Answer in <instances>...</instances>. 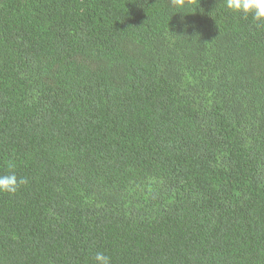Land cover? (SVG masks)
Instances as JSON below:
<instances>
[{
  "label": "trees",
  "instance_id": "16d2710c",
  "mask_svg": "<svg viewBox=\"0 0 264 264\" xmlns=\"http://www.w3.org/2000/svg\"><path fill=\"white\" fill-rule=\"evenodd\" d=\"M9 170L27 183L0 193V264H264V21L0 0Z\"/></svg>",
  "mask_w": 264,
  "mask_h": 264
},
{
  "label": "clouds",
  "instance_id": "9594fccd",
  "mask_svg": "<svg viewBox=\"0 0 264 264\" xmlns=\"http://www.w3.org/2000/svg\"><path fill=\"white\" fill-rule=\"evenodd\" d=\"M174 3L178 8L184 6V0H174ZM222 6L244 18L251 15L256 21H264V0H222ZM180 25L182 30L188 28L183 17ZM25 183H27L26 179L18 178L14 171L9 170L0 174V193L15 194ZM93 259L94 264H111V258L102 252H97Z\"/></svg>",
  "mask_w": 264,
  "mask_h": 264
}]
</instances>
